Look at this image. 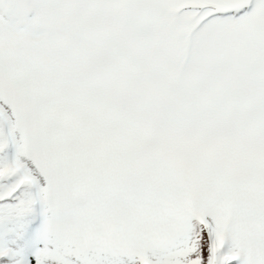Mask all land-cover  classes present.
<instances>
[{
	"label": "snow or ice",
	"instance_id": "1",
	"mask_svg": "<svg viewBox=\"0 0 264 264\" xmlns=\"http://www.w3.org/2000/svg\"><path fill=\"white\" fill-rule=\"evenodd\" d=\"M0 264H264V0H0Z\"/></svg>",
	"mask_w": 264,
	"mask_h": 264
}]
</instances>
